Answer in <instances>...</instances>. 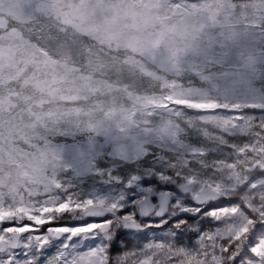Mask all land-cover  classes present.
Returning a JSON list of instances; mask_svg holds the SVG:
<instances>
[{"label":"snow or ice","instance_id":"1","mask_svg":"<svg viewBox=\"0 0 264 264\" xmlns=\"http://www.w3.org/2000/svg\"><path fill=\"white\" fill-rule=\"evenodd\" d=\"M0 264H264V0H0Z\"/></svg>","mask_w":264,"mask_h":264}]
</instances>
